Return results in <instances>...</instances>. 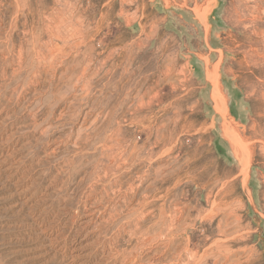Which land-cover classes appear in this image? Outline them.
Returning <instances> with one entry per match:
<instances>
[{
	"label": "rangeland",
	"instance_id": "obj_1",
	"mask_svg": "<svg viewBox=\"0 0 264 264\" xmlns=\"http://www.w3.org/2000/svg\"><path fill=\"white\" fill-rule=\"evenodd\" d=\"M102 2L0 0V264H264V0Z\"/></svg>",
	"mask_w": 264,
	"mask_h": 264
},
{
	"label": "crops",
	"instance_id": "obj_2",
	"mask_svg": "<svg viewBox=\"0 0 264 264\" xmlns=\"http://www.w3.org/2000/svg\"><path fill=\"white\" fill-rule=\"evenodd\" d=\"M184 1L190 2L188 6L192 8L199 0H103L102 4L106 6L108 18L115 19L116 24H122L131 31L127 38L118 36V40H126L135 46L158 42L164 51H173L171 61L166 65L172 61L174 65L177 64V53L182 55V50L176 49V43L186 38L174 26V16L169 9L180 7ZM177 66L180 67V64Z\"/></svg>",
	"mask_w": 264,
	"mask_h": 264
},
{
	"label": "bare ground",
	"instance_id": "obj_3",
	"mask_svg": "<svg viewBox=\"0 0 264 264\" xmlns=\"http://www.w3.org/2000/svg\"><path fill=\"white\" fill-rule=\"evenodd\" d=\"M215 68L208 73V78L212 82V85L214 86L213 98H214L215 109L220 115H222L223 118H225L228 112V108L226 104L225 95L220 90L221 88L219 86L218 74Z\"/></svg>",
	"mask_w": 264,
	"mask_h": 264
}]
</instances>
